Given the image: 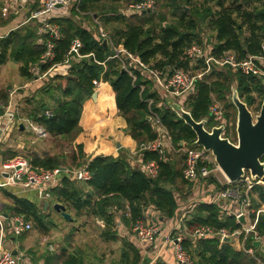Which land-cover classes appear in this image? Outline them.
Here are the masks:
<instances>
[{"label":"trees","instance_id":"obj_1","mask_svg":"<svg viewBox=\"0 0 264 264\" xmlns=\"http://www.w3.org/2000/svg\"><path fill=\"white\" fill-rule=\"evenodd\" d=\"M139 1L80 0L77 10L72 7L69 15L51 18L50 21L59 30V37L55 39L39 33L38 25L29 21L0 36V66L7 61L19 63V73L26 80L37 77L32 67H37L38 72L43 73L54 65L46 84L31 96L24 97V111L28 118L44 127L52 141L63 140L73 146V151L69 155L60 148L54 153L41 155L31 152L27 160L34 167L44 168H75L86 161L91 172L89 180L77 183L63 176L60 184L50 193L65 209L73 211L75 217L101 219L104 227L100 229V236L104 240L116 241L120 238L114 229L116 211H120V220L128 229L143 219L144 212L149 208L158 212V218L162 220L174 218L178 207L184 204L175 197L174 192L180 193L186 182L182 179V167L177 166L178 161L169 157L164 161L156 150L140 152L143 161L157 162L158 174L155 177H148L139 167H132L127 154L121 151L117 156L98 154L86 157L83 143H76L75 140L83 131L79 122L83 102L95 92L92 81L108 83L112 105L125 121V133L137 142L138 148L157 137L148 119L151 112L157 114L175 145L180 141L191 144L195 139L192 129L166 105L151 76L145 74L142 68L133 66L127 53L136 56L149 69L169 78L175 69L189 72L204 68L202 60L191 62L187 58L186 49L192 44H201L205 31L208 32L207 38L212 43L211 54L215 58H222L229 52L239 61L260 54L264 40V0H202L196 3L193 0H157L160 1L159 8L166 7L167 11L131 15L119 12L123 4ZM185 6H189L188 12ZM92 16H97L104 29L109 31L107 43H103L97 33ZM13 17H0V25L11 23ZM49 39L53 44V56L42 61ZM74 39L80 40L79 52L83 56L64 65ZM119 46L125 51L119 54L123 55L125 66L114 56V47ZM263 80L264 77L246 75L229 65L219 67L214 64L200 79H196L194 93L186 98L184 108L194 120L206 117L207 126H212L208 108L213 100L222 102L225 117L232 123L235 137L236 109L229 98L231 86L236 87L239 97L252 111H258L264 97ZM0 100L3 104L7 103L5 91ZM51 100L53 104H50ZM46 109L50 110V116L44 115ZM227 130L225 136L228 137ZM7 153L10 156L7 157ZM1 156L3 160L23 157L12 151H4ZM183 159L182 155V166ZM214 182L213 177H209L208 183ZM213 184L218 189L217 184ZM0 193L7 199L0 207L2 214L7 217L22 215L33 228L44 233L55 227L49 215L42 212L33 200L3 188H0ZM251 193L252 207L257 209L264 203V184H255ZM194 203L183 220L188 230L209 226L214 231L224 228L232 232L241 228L234 215L222 213L215 204L206 200ZM251 220L254 231L248 234L246 246L252 248L255 254L238 250L228 241L220 242L216 234L197 239L186 236L183 246L195 264H262L264 256L252 246V241L254 232L258 237L264 236V213H252ZM61 250L64 252L66 248L62 247ZM139 261L138 249L129 243L119 263L138 264ZM63 264L81 263L73 254H69ZM152 264L164 262L157 259Z\"/></svg>","mask_w":264,"mask_h":264},{"label":"built area","instance_id":"obj_2","mask_svg":"<svg viewBox=\"0 0 264 264\" xmlns=\"http://www.w3.org/2000/svg\"><path fill=\"white\" fill-rule=\"evenodd\" d=\"M79 1L80 0H5L2 6H0V17L7 18L11 14H16L17 12V14H19V12H22L26 22L30 20L37 22L39 33L48 34L50 38L55 39L59 37V30L58 26L50 21L51 18L58 15H69L72 7L77 10ZM154 7L155 0H141L139 2L129 3L121 12L119 10V12L125 15L140 14L152 11ZM92 21L97 26V33L99 36L102 39L109 40V34L104 31L105 29H103L99 18L97 16H92ZM211 44V41L203 35L201 44H192L186 49V56L191 62H196L198 60L204 62V68L196 74H191L183 69H175L170 77L166 78L157 70L149 69L148 66L141 63L136 56L127 53V57L131 59L133 66L142 68L145 74L151 76L162 98L167 94H175L181 97V101H185L189 95L194 93L196 79H200L214 64L219 67L229 65L233 69H239L246 75H252L258 78L264 77V40L261 43L260 54L250 55L239 61L229 52L225 53L222 58H215L211 54ZM52 46V41L49 39L46 42L47 49L41 57L42 61H46V59L53 56ZM80 47V40L74 39L63 62L64 65H68L72 61H77L83 56L79 52ZM114 50V56L125 66L123 55H119L120 52L125 53L124 49L119 46L117 48L114 47ZM53 66L38 77H46V72H50ZM35 68L37 69V67ZM129 73L131 72L129 71ZM92 83L95 87H98L101 85L102 81L93 80ZM50 114V110H44L45 116H50ZM208 114L213 120V125L224 126L222 133L225 135L226 130L232 123L226 119L222 105L218 101L213 100L208 108ZM148 119L153 129L156 131L157 137L153 141L141 144L138 148V152L142 150H156L160 154V158L164 161L168 160V154L171 152L181 153L184 156L182 179L191 187L200 185L202 188H207V186H209L208 179L211 177V174L218 172L222 176V180L216 178L217 181L215 182L218 189L209 202L220 208L222 213L234 215L236 221L241 224V228L232 232L224 228L214 231L209 226H198L193 230H188L184 227L183 220L186 214L193 208V203L189 210H185L184 206L179 207L178 210L182 211L179 222L173 226L172 230L162 235L161 238L159 237L160 227L153 218H146L144 216L143 219L137 221L132 230L138 245L144 249L155 246L157 238L159 237L162 244L171 246L174 264H195L191 255L183 246L184 238L189 236L191 239H197L216 234L220 242L228 241L236 249L252 255L253 249L246 246L248 234L254 231L251 214L254 212H256V214L264 213V205L261 204L257 209L252 207L251 190L255 184L263 182L260 180H253L248 173L236 182H229L220 171L210 151H206L204 148L197 145L193 146L185 141H180L175 145L172 142L168 130L155 112H151ZM26 129L35 137L42 138L43 136H48V132L44 127L31 119L27 121ZM135 165H137L148 177H155L158 174V164L154 160H140L138 164L135 163ZM0 167L2 173L5 174L0 181L1 187L33 191L41 200L51 197V189L60 184L63 176H67L70 180L77 183L86 182L91 178V172L86 163L75 168L67 166L44 168L32 166L25 158H15L1 163ZM174 195L178 200L182 199L178 193ZM240 217H243V222H240ZM98 222L101 223L100 221ZM31 228V223L26 221L22 215L5 217L0 212V264H20V256L18 254L14 255L12 250L5 247L3 244L6 231H9L14 236H19ZM241 235L242 238L240 237ZM257 237L256 232H254V239ZM234 239L235 243H233Z\"/></svg>","mask_w":264,"mask_h":264},{"label":"crops","instance_id":"obj_3","mask_svg":"<svg viewBox=\"0 0 264 264\" xmlns=\"http://www.w3.org/2000/svg\"><path fill=\"white\" fill-rule=\"evenodd\" d=\"M17 13L11 14L9 16L15 17L11 21V24L4 28V30H2L3 32H0V36L4 35L13 27L29 23L25 21L22 12H19V14ZM1 28L2 27H0V29ZM34 68L35 67H32V70L34 74L37 75V77L44 73H37L38 69ZM51 72L52 70H50V72H46V81ZM37 77H35L33 80H26L19 73V63L13 61H7L0 66V96L3 94V91H5L8 96L6 104H3L0 100V110H2L0 113V164L9 161L7 159H2L1 154L4 151H12L16 152L17 154L23 151H28L27 153L35 152L40 155L46 152L54 153L58 151V149L52 145L53 138L49 134L48 136H43L42 138L35 137L30 131L26 129V123L28 120H30V118L26 116L24 111V97L27 95L31 96V94H33L40 87V85H42L43 78L45 77ZM109 87L110 86L108 83L102 82L100 87L97 89L98 91H95V99H93L91 95V97L84 100L82 113L79 120L83 131L80 135H78L75 142L83 143L86 157L98 154L117 156L121 151V153H124L125 155L127 154L130 165L132 167H137L135 163L138 164V162L142 160V156L141 153L138 152L137 142L124 131L126 126L124 119L117 114L115 106L113 108H100L98 93L102 92V94H105L103 98L107 96L106 93H108L110 96ZM50 104H53L52 100L50 101ZM86 120H88L89 123H87ZM20 123H22L24 126L23 130L18 128ZM29 134H31L35 139L31 140L28 137ZM41 139H45L46 143L40 144ZM117 144H119V147ZM87 146H89V148ZM169 154L168 157L170 160L173 159L172 156H169ZM6 156H10V153H7ZM16 158L23 157L18 156ZM4 176L5 174L2 173L0 167V181ZM209 185L211 184L209 183ZM209 187L212 188V190L209 195L207 194L208 196L206 197L203 196L202 198H199L198 195H188V197L185 199L182 198L181 200L183 203L190 201L191 205L194 202L200 200L210 201L212 196L217 192V189H215L212 185L207 186V188ZM0 188L6 189L13 194L33 200L40 207L42 212L49 215L55 224V227L50 228L47 233L41 232L33 227L19 236H14L9 231H6L3 244L5 247L17 251V254L20 256V264H63V261L69 254H73L81 264H85L81 258L82 252H71L67 247H65L66 250L62 252L61 249L64 247V245L61 242L59 235L62 233L76 235L78 233V228L73 227H76L75 225H78L77 223L81 221H87L86 219L88 218L91 219L98 227V237L102 240V242L109 244L108 249L103 252V254L106 256L110 255L113 257L119 255V260L124 251L128 250L129 243H132L140 253V261L138 264H152L157 259L162 260L164 264H174L171 246L162 244L160 238L173 228V226L176 224L177 217L165 220L158 218V223L161 225L159 234L160 238H157V243L155 246L144 249L138 245L133 230L128 229L120 220V211H116L114 213L116 216V225L114 229L120 238L116 241L104 240L100 236V229L104 227V222L101 219H95L86 216L75 217L73 211H68L65 209L66 212H68L72 217V220H67L63 218L59 212L53 209L52 205L57 201L52 196L48 199L41 200L35 195L33 191H23L17 188H6L1 186ZM206 190L208 192L210 189ZM176 193L181 196L179 192H174V194ZM200 194L204 195L205 193L201 191ZM3 202H7V199H5L0 193V204L2 205ZM155 213L158 212L152 208H149L144 212V216L146 218H153ZM79 218H82L80 219L81 221ZM64 225H69V232H66L67 230L64 228ZM80 230H82V228H80ZM15 237H17L18 240H15ZM50 238H54V240L49 241ZM122 238L125 239L123 240ZM98 260V256L94 255L93 260L90 261L89 264H95V261L97 262ZM99 262L100 263L97 264H103L102 259H100Z\"/></svg>","mask_w":264,"mask_h":264},{"label":"water","instance_id":"obj_4","mask_svg":"<svg viewBox=\"0 0 264 264\" xmlns=\"http://www.w3.org/2000/svg\"><path fill=\"white\" fill-rule=\"evenodd\" d=\"M187 9L185 7V10ZM103 43H107V40L103 39ZM262 83L264 85V80ZM95 97L96 92H93L92 98L95 99ZM230 100L236 109L234 140L223 135V125L208 127L206 117L196 121L188 110L174 101L170 100L167 106L194 132L195 139L191 145H197L206 151H210L220 171L229 182H236L248 173L253 180H260L264 183V160H262L264 155V97L255 115L239 97L234 85L231 86ZM18 128L23 130V124L20 123ZM117 146L119 147V144ZM83 163L85 164L86 161H83ZM52 207L63 218L72 220L63 204L55 202ZM4 216L6 217V214ZM239 220L240 222L244 221L243 217H240ZM252 246L259 248L264 256V245L259 239H254ZM12 253L17 255L16 250H12Z\"/></svg>","mask_w":264,"mask_h":264},{"label":"rangeland","instance_id":"obj_5","mask_svg":"<svg viewBox=\"0 0 264 264\" xmlns=\"http://www.w3.org/2000/svg\"><path fill=\"white\" fill-rule=\"evenodd\" d=\"M5 0H2L1 3H0V6H2V4L4 3ZM202 0H193L194 3L196 2H201ZM156 2H157V7H156ZM181 4V3H180ZM128 4H123L119 10L121 12L122 9H124ZM36 6V4H35ZM160 7V1L158 2L157 0H155V7L152 11L154 12H159V11H167V8L166 7ZM187 8H189V6H185ZM187 12L189 11V9L186 10ZM27 16V14H26ZM13 17V16H12ZM15 17V16H14ZM13 17V19H14ZM4 19L6 17H3ZM9 18V17H8ZM12 21V20H11ZM29 22H34L37 24L36 21H32L30 20ZM88 21H86L87 23ZM1 24V23H0ZM11 23L5 25V26H1L2 27L0 29V32L2 30H4V28L8 27ZM38 25V24H37ZM102 25V24H101ZM103 27V26H102ZM104 29V27H103ZM106 31L108 34H109V31L108 30H104ZM3 32V31H2ZM203 35L205 37H208V32L205 31L203 33ZM202 68L198 69V70H190L189 72L191 74H196L198 71H201ZM43 84H46V77L43 78V81H42V85ZM40 85V86H42ZM100 87V85L95 88V91ZM99 94V105H100V108H105V107H109V108H113V105H112V101H111V98L110 96L108 95V93H106V97L103 98L105 96V94H102V92L98 93ZM231 96V91H230V94H229V98ZM174 101L175 103H178L180 104L183 108H184V101H181V97L179 95H175V94H167L166 96L163 97V101L166 103L169 102V101ZM258 101V99H257ZM224 111H225V108H224V104L220 101H218ZM185 109V108H184ZM253 115H255L257 113V111H252ZM87 123H89L88 120H86ZM209 126V125H208ZM232 126V125H231ZM231 126H229L228 128V137L231 139V140H234V135L232 134V129H231ZM28 137L33 140L35 139L31 134L28 135ZM87 137H90V136H87ZM43 143H46L45 139H41L40 140V144H43ZM52 145L55 146V148H60L62 149L63 151H66V153L69 155L71 154V152L73 151V146H70V145H67V143L63 140H53L52 141ZM28 151H23L21 153H18L19 155L25 157L26 159L27 158V155L29 153H27ZM171 154V155H170ZM169 156H172V158H174L175 160L178 161V164L177 166L178 167H182V163H181V160H182V154L181 153H170ZM211 176L213 177V179L215 181H217L216 178H220L222 180V176L218 173V172H215V173H212ZM210 184H213V183H210ZM260 184H264V183H260ZM214 186L216 185V182H214L213 184ZM211 186V185H209ZM217 186V185H216ZM206 189H210L208 192ZM212 188H202V186L200 185H196L194 187H191L189 184H184L182 185V188H181V191H180V194H181V198L185 199L186 197H188V195H198L199 198H202L203 196L206 197L210 194ZM203 191L205 194L204 195H201L200 192ZM208 194V195H207ZM187 201V200H186ZM184 206V209L185 210H189L190 209V206H191V202L188 201L187 203H184L182 204ZM190 205V206H189ZM264 205V203H263ZM0 207H1V204H0ZM264 208V207H263ZM182 211H178L177 215L175 217H177L176 219V223L179 222V217L181 215ZM158 216H159V213H155L153 219L156 223H158ZM82 219V218H79V220ZM87 221H81L79 223H77L78 225H75L76 227H73V228H78V233L76 235H70V234H67V233H62L59 235V238L61 240V242L63 243L64 247H67L69 251L71 252H78V253H81L82 252V255H81V258L83 259L84 263L85 264H89L90 261L93 260V257L94 255L98 256V259H102L103 260V264H120L119 263V260H118V256H106L105 254H103V252H105L107 249H108V246L109 244H105L102 242V240L98 237V232H97V226L95 225V223L91 220V219H86ZM65 226V225H64ZM158 226L160 227L161 225L158 223ZM64 228H66V232H69V225H66ZM80 228H82V230H80ZM172 230V229H171ZM15 240H18L17 237L14 238ZM257 239H259L261 241V243L264 245V236H260V237H257ZM54 238H50L49 241H53ZM233 243H235V239L233 240ZM53 245V244H52ZM45 247H46V241H45ZM61 247V246H60ZM258 251H260V249L258 248ZM253 253L255 254V252L253 251ZM99 260L96 262L95 261V264L97 263H100ZM261 262V261H260ZM264 264V263H263Z\"/></svg>","mask_w":264,"mask_h":264}]
</instances>
